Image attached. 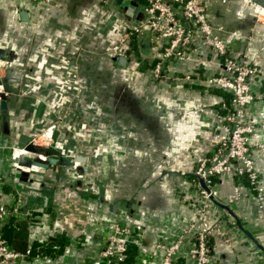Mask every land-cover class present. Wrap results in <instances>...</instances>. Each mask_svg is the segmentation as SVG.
Wrapping results in <instances>:
<instances>
[{
    "label": "crops",
    "instance_id": "1",
    "mask_svg": "<svg viewBox=\"0 0 264 264\" xmlns=\"http://www.w3.org/2000/svg\"><path fill=\"white\" fill-rule=\"evenodd\" d=\"M205 3L216 36L235 56L264 70L262 9L249 0ZM18 8L27 11V21L20 20ZM122 24L100 0H52L46 6L0 0L3 77L10 70L2 82L7 107L0 109V205L20 199L23 210H30V215L9 216L1 230L17 250L51 247L42 254L47 258L22 264H88L100 254L114 222L139 235L130 264H160L156 243L172 240L197 219L189 176L196 159L209 154L224 135L221 109L228 100L201 81L204 67L198 59L169 66L170 75L192 73L186 83L170 78L152 83L147 67L141 68L148 56H140L138 68L127 60L118 65L111 49ZM198 42V58L215 67L211 44ZM263 112L264 103L256 102L247 114L257 118ZM48 127L52 144L83 156L87 169L81 176L52 147L50 154L67 164L13 165L11 145L25 146ZM255 154L264 185V153ZM246 187L231 175L214 186L216 200L228 206L257 244L224 208L212 205L211 219L226 213L234 224L227 241L211 237L215 264H257L255 255L264 248V208L244 195ZM183 263L189 264L185 256Z\"/></svg>",
    "mask_w": 264,
    "mask_h": 264
},
{
    "label": "built area",
    "instance_id": "2",
    "mask_svg": "<svg viewBox=\"0 0 264 264\" xmlns=\"http://www.w3.org/2000/svg\"><path fill=\"white\" fill-rule=\"evenodd\" d=\"M34 5L46 6L52 0H28ZM137 1V0H136ZM206 0H138L148 19L132 26L124 22L120 30V40L111 52L116 56H124L128 64L139 67V49L132 47V34L139 35L140 42L145 37L150 41L151 54L147 59L149 66L146 71L152 83L159 85L170 78L175 82L192 79L190 72H168L170 65L187 60L198 59L203 65L202 82L208 86L225 91L230 99L222 104L225 109L224 135L212 146L209 154L198 157L192 173L201 178L208 191L201 187L198 178L190 185L196 192L193 207L197 213L195 221L187 222L184 228L170 241H159L156 251L162 253L160 264H179V258L184 256L189 264H215L212 247L207 240L210 236H220L228 240L227 231L230 229L229 219L221 218L222 214L211 219L209 210L218 202L213 178L221 179L225 175L245 176L248 179L247 192L244 195L254 198L259 207L264 208V185L256 165L255 150L264 153V112L260 117L252 118L247 114L248 109L256 102L264 103V70L255 63H248L235 56L227 43L216 36L209 21L206 10ZM107 13L111 10L107 0H100ZM148 30V36L143 34ZM145 35V36H144ZM199 40L211 44L215 67L208 60L198 58ZM206 64H209L208 66ZM7 62H0V78L3 77ZM199 74V73H198ZM3 84H0V99L5 97ZM52 128L48 127L37 134L31 144L52 147L68 160L74 155L68 154L59 143H51ZM256 134L261 141L252 142ZM11 156L15 167H22L18 158L27 154L25 146L11 145ZM37 157L44 158L37 154ZM29 168H35L30 165ZM20 199L7 205H0V264H22L33 259L47 258L42 254H33L29 248L23 251L15 250L4 238L1 227L9 216L30 215V210H23ZM138 233L132 228L119 222H114L111 231L106 235L100 254L88 264H122L127 256L129 244L139 246ZM184 250L187 255H183ZM255 255L257 264H264V248ZM154 256V254H151ZM184 264V263H183Z\"/></svg>",
    "mask_w": 264,
    "mask_h": 264
},
{
    "label": "water",
    "instance_id": "3",
    "mask_svg": "<svg viewBox=\"0 0 264 264\" xmlns=\"http://www.w3.org/2000/svg\"><path fill=\"white\" fill-rule=\"evenodd\" d=\"M251 3L255 4L259 8L262 9L264 12V0H249ZM107 6L112 12H116L118 17L127 25L132 26L139 22H145L148 19V14L145 12L143 5L136 1V0H107ZM119 8V11L117 10ZM18 15L20 20L27 21L28 20V13L26 10H21L18 8ZM146 31H148L146 29ZM151 46L149 39L143 38L140 42L139 46V55L140 56H148L151 54ZM5 56V52L3 50H0V60H2ZM117 64L120 66L126 65V57L124 56H118L117 57ZM10 73V70H6V74L4 77L0 78V84L3 82V80L7 79L8 75ZM5 97L1 96L0 99V109H6L7 104L4 99ZM25 150L28 152H31L29 154L30 157H32V160L28 162L26 160L27 154H23L18 158V161L21 164H33L36 166L46 167L48 164H54L57 162L65 163L67 164V161L59 158L58 156H53L50 154V151L47 147L41 146V145H35L28 143L25 145ZM37 154L42 155L44 158H38ZM72 167L74 168L76 174L78 176H81L83 173L86 172V165L84 162V158L81 155H75L72 159ZM192 175H195L192 173ZM196 176V175H195ZM197 177V176H196ZM198 181L204 189L208 191L207 186L204 184L203 180L199 177ZM217 205L221 208H224L228 214L233 216L235 218L236 225L242 230V232L248 236L251 240L254 241V243L257 244V241L253 238L250 232L248 230L244 229V227L241 225L240 221L237 219V217L234 215V213L228 208L227 205L217 202Z\"/></svg>",
    "mask_w": 264,
    "mask_h": 264
},
{
    "label": "trees",
    "instance_id": "4",
    "mask_svg": "<svg viewBox=\"0 0 264 264\" xmlns=\"http://www.w3.org/2000/svg\"><path fill=\"white\" fill-rule=\"evenodd\" d=\"M131 37H132V47H133V49L138 50L139 46H140L139 35L134 33V34L131 35ZM148 62H149L148 60L143 61L141 63L142 64L141 68L143 69V68H146L147 66H149ZM185 83H186V81H185ZM193 84H195V83H193ZM197 85L201 86V84H197ZM223 92H224V94L222 95V96H224L223 98H225V99L227 98L226 100H229L230 99V95L225 94V93H227L225 91H223ZM221 110H222L223 113H225V109L222 108ZM189 178L194 180V181H197V178L195 176H193V175L189 176ZM218 180H219L218 178H213V183L214 182L216 183ZM234 180L237 183L248 185V179L245 176H234ZM221 218L229 219V216L226 213H223ZM229 225L230 226H234V224H232V222H229ZM211 237L212 236H210L208 238V240H207V243L210 246H211ZM29 249L31 250V252L33 254H35V253L46 254L51 249V247H50V245H44L39 250H36L34 248H29ZM15 250H17V249H15ZM19 251H23V250H19ZM126 253H127V256H126V258H125V260H124V262L122 264H130L132 262V260L134 259L135 254H136V246L134 244H129L127 246V249H126ZM178 263L179 264H183V259L181 260L179 258V262Z\"/></svg>",
    "mask_w": 264,
    "mask_h": 264
},
{
    "label": "rangeland",
    "instance_id": "5",
    "mask_svg": "<svg viewBox=\"0 0 264 264\" xmlns=\"http://www.w3.org/2000/svg\"><path fill=\"white\" fill-rule=\"evenodd\" d=\"M6 69V68H5ZM5 72V71H4ZM63 146V145H62Z\"/></svg>",
    "mask_w": 264,
    "mask_h": 264
}]
</instances>
